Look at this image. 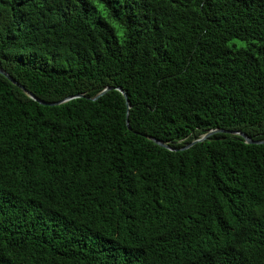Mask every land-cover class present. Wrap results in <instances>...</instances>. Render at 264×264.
<instances>
[{"label": "trees", "instance_id": "trees-1", "mask_svg": "<svg viewBox=\"0 0 264 264\" xmlns=\"http://www.w3.org/2000/svg\"><path fill=\"white\" fill-rule=\"evenodd\" d=\"M0 68L84 94L0 73V264H264V143L184 148L264 140V0H0Z\"/></svg>", "mask_w": 264, "mask_h": 264}, {"label": "water", "instance_id": "water-1", "mask_svg": "<svg viewBox=\"0 0 264 264\" xmlns=\"http://www.w3.org/2000/svg\"><path fill=\"white\" fill-rule=\"evenodd\" d=\"M0 73L3 74V75H5L14 84H16L17 86H19L22 90H24L32 99L38 101L39 103H41L43 105H58V104H61L63 102H66V101H68L70 99H73V98H76V97H83L84 96V94H78V95H75V96L67 97V98H65L63 100L56 101V102H47V101L39 98L38 96H36L32 92H30L29 90H27L22 84H20L16 79H14L5 70H3V69L0 68ZM112 89H117L118 91H120L125 96L127 106H128V108H130V102H129L127 93L124 91V89L122 87L107 86L102 91H100L96 96H94L93 99L99 98L100 96L104 95L106 92H108L109 90H112ZM127 123L129 125V122L128 121H127ZM215 132H225V133H231V134H239V135L243 136L248 143H256V144L264 143V140H254V139L250 138L247 134H245V133H243L241 131H232V130H225V129H222V130L215 129V130H211V131L205 133L200 138H197V139L191 141L190 143L186 144V146L184 148H188V147L192 146L193 144H195L196 142L203 141L204 139H206L207 137H209L210 135H212ZM150 138L152 140H154L156 143H158L159 145H161L163 147H166L168 149L173 150V148L170 147V145H168L167 143H164L163 141L158 140V139H156L154 137H150Z\"/></svg>", "mask_w": 264, "mask_h": 264}]
</instances>
